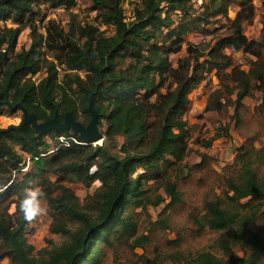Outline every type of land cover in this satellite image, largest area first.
<instances>
[{"label": "trees", "instance_id": "1", "mask_svg": "<svg viewBox=\"0 0 264 264\" xmlns=\"http://www.w3.org/2000/svg\"><path fill=\"white\" fill-rule=\"evenodd\" d=\"M81 1L95 13L94 23L71 11L78 0H0V116L3 109H25L39 122L56 114L62 122L72 113L87 125L94 94L105 136L103 145L93 146L77 144L82 141L72 131L42 135L31 125L0 129V260L104 264L117 248L147 251L151 240L142 231L150 229L174 233L175 239L166 241L165 252L140 256L141 264H264V39L250 40L244 32V23L255 15L254 0H136L131 20L122 7L128 0ZM236 4L232 19L230 8ZM42 6L64 10L67 27L49 20L42 33ZM212 25L218 28L211 30ZM221 27L226 31L215 36ZM27 29L30 47L18 50ZM190 34L212 38L193 44L186 41ZM184 44L187 55L174 67L170 55ZM224 48L246 54L249 71ZM213 73L219 87L204 114L224 116L233 108L231 121L244 143L222 175L205 169L204 156L195 166L202 172L196 177L187 163L192 133L185 117L190 94ZM256 93L262 97L251 113L243 101ZM7 102L23 108L12 110ZM248 114L260 124L251 134L241 125ZM96 182L99 186L84 199L67 185L90 189ZM35 187L53 214L51 233L65 239L38 252L26 237V213L33 210L27 190ZM165 203L153 222L149 209Z\"/></svg>", "mask_w": 264, "mask_h": 264}, {"label": "rangeland", "instance_id": "2", "mask_svg": "<svg viewBox=\"0 0 264 264\" xmlns=\"http://www.w3.org/2000/svg\"><path fill=\"white\" fill-rule=\"evenodd\" d=\"M193 2H197L201 4L200 0H193ZM136 3V0H128L123 4V8L125 10V15L127 19H131L133 16V8L134 4ZM255 5V18H253L252 22L250 24L244 25V32L246 36L250 40L255 41H261L264 39V0H254ZM90 6L87 2H82L81 0H78L77 6L73 8L71 11L78 15L79 20L94 23L95 20V13L89 12ZM239 10V6L233 5L230 8L229 16L233 19L236 16L237 11ZM42 15L46 16V19L42 22L41 25V32L44 33V26H47V22L49 20H57L61 24H59L62 27H67V17L65 14V11L62 9H51L47 6H42ZM177 17L178 15H174ZM42 19H38V23L41 22ZM225 26L224 24H221ZM8 27H14V25L11 22L7 23ZM218 28V25H212L210 27L211 30H216ZM102 30H105V28H101ZM226 31L225 27H221L218 32L215 34L221 35ZM113 34V30L111 29L106 35L110 36ZM204 37L199 34H190L186 41L193 43V44H199L201 43L202 39ZM212 37H207V40H210ZM31 44V32L29 29L25 30L18 42V50H21L22 48L29 49ZM187 44H184L182 47V50L177 54L170 55L171 61L174 65V67H177L178 62L185 58L187 55ZM47 54L51 56L52 54L47 50ZM230 56L234 59L236 64L242 65L243 70L248 71L249 65L246 62V54L243 52H234L232 51V54ZM61 72L63 74V69H61ZM43 77V74L38 75L35 77V80H39ZM84 80H87V75H83ZM219 87V81L215 76V73L211 74L208 79L203 82L196 90H194L189 98L192 102L191 110L185 117V120L188 122V126L191 129V137L189 139V146L191 150V154L187 159V163L190 164V166L199 165L203 161V157L206 156L207 163L205 164V169L207 170H215L217 173L221 174L223 173L226 166H228V162L231 161L230 157L234 155V147L236 146L234 143H229L224 141H220L218 143V140H215V145L220 144L218 146L222 147V150L227 151V157L221 156V159L217 156L214 157L213 150H207V147L205 146V143L203 144L202 141L212 140L215 135L217 134L218 130L223 128L226 124V127L234 126V121H231L232 113L234 114L233 108H229V110L225 113L224 116H221L217 113H207L206 115H203V109L208 102L210 96L213 94V92L218 89ZM249 98L245 101V106L248 110H250L251 113L254 112L256 107L260 104V99L256 98ZM4 116H0V129H7L11 126H19L23 119V113L21 111L16 113H10L7 109H3ZM254 115L253 117H249V114L246 115V117H243L242 126L245 128L247 134H251L260 128L259 119L256 120ZM253 118V119H252ZM252 119V120H251ZM225 123V124H224ZM230 127V128H231ZM102 130V129H101ZM243 130V129H242ZM241 130V131H242ZM239 138L241 139V142L244 143V138L241 136L240 131H238L235 128V131L232 133V139ZM64 140V138H61ZM60 139V140H61ZM48 142L53 145L50 138L47 137ZM65 141V140H64ZM122 140L120 141L121 144ZM104 143V142H103ZM103 143H100L99 145H102ZM214 143V142H213ZM222 143V144H221ZM260 142L256 143V146L260 147ZM98 146V145H96ZM207 152V153H206ZM237 150L235 151L236 154ZM224 153V152H223ZM201 157V159L199 158ZM201 161V162H200ZM223 170V171H222ZM194 175L196 177H199L202 172L199 170H194ZM187 170L183 177L187 176ZM23 175L19 176V179H22ZM55 180V179H53ZM71 189H73L77 195L84 199L86 196L91 195L94 193L95 189L99 186V183L96 182L92 188L87 189L81 184L73 183V184H67ZM216 190L220 193L221 187H216ZM39 192V188L35 187L33 189L27 190V194L30 195L31 200L33 201V215L31 218H29V223L26 231V237L28 239V242L32 244L36 248V252L42 250L43 248H46L48 246L52 247V245L60 246L65 242V239L62 238L60 235H54L50 231V227L53 221V214L48 208L47 202L43 199L37 198V193ZM196 192V191H195ZM167 203L163 204L162 206L158 208H150L149 209V216L153 222H156L158 220V216L160 213L166 208ZM187 211L191 212L193 210V205L188 204L186 207ZM171 215V211H168V215ZM182 215L177 214L175 216ZM143 220H148L147 218H143ZM150 229H146L142 232H144L146 235L150 237L151 243L148 247V250L144 251L140 248L133 249L131 246H127L126 248H120L116 249L115 251L108 254L106 257V260L104 264H141L140 262V256H143L145 253L150 256L153 255L154 252L157 250H160L161 252L166 251V241L170 239H175L174 233H167V236H164L158 232H152L149 231ZM237 257H243V253L240 250H236ZM0 264H9L8 260H0Z\"/></svg>", "mask_w": 264, "mask_h": 264}, {"label": "water", "instance_id": "3", "mask_svg": "<svg viewBox=\"0 0 264 264\" xmlns=\"http://www.w3.org/2000/svg\"><path fill=\"white\" fill-rule=\"evenodd\" d=\"M93 97L94 94L90 96L89 100L88 108L91 114V120L87 125L76 121L72 113H67L64 116V120L62 122L59 120L57 114L51 120L39 122L37 120L36 115L29 114L27 110L23 109V119L21 124L19 126L12 127V129L20 130L24 126L31 125L38 134L42 135L49 134L53 131H72L73 133L79 136V139L82 141L83 144L93 146L99 145L100 141L101 143L105 141V136L102 134L98 126L99 114L93 106ZM6 106L12 110H16L17 108H23L21 104L12 106L8 102L6 103Z\"/></svg>", "mask_w": 264, "mask_h": 264}, {"label": "crops", "instance_id": "4", "mask_svg": "<svg viewBox=\"0 0 264 264\" xmlns=\"http://www.w3.org/2000/svg\"><path fill=\"white\" fill-rule=\"evenodd\" d=\"M255 16V15H254ZM253 18H255V17H253ZM253 20V19H252ZM247 24H250V23H244V25H247ZM205 40H207V38H203L201 41L203 42V41H205ZM218 41H216L214 44H216ZM223 51H224V53L225 54H227V55H230V54H232V51H234V50H232V49H230V48H224L223 49ZM235 52V51H234ZM237 52V51H236ZM239 52H242V51H239ZM248 71H249V69H248ZM247 71V72H248ZM216 76V75H215ZM217 78V77H216ZM256 95H257V97L256 98H259L260 99V101H261V94L260 93H256ZM246 99H249V98H246ZM246 99L243 101L244 102V104H245V101H246ZM206 105H207V102H206V104H205V106H204V109H205V107H206ZM204 109H203V115H206V114H204ZM234 110V109H233ZM211 114V113H210ZM232 115H233V113H232ZM225 124V123H224ZM226 127V124H225V126L223 127V128H225ZM231 126H229V128H228V133H226L225 135H222V137H220L219 139H217L218 140V143H220V141L222 142V141H224L225 140V142H229V143H234L236 146H233L234 147V150L236 151V150H238L242 145H243V141L241 142V139H239V138H236L235 139V142H234V139H232V133L235 131V128H234V126H232L231 128H230ZM208 141H211V140H207L206 142H208ZM205 141H202V143L204 144V143H206ZM222 144V143H221ZM218 145H220V144H217V145H215V141H214V143H212V145L210 146V147H208L207 149H206V151L208 150H213V152H214V154H213V156L214 157H218V158H220L221 159V156H224V154H225V158L224 159H228V157H227V151L226 150H222V147H220V146H218ZM235 151H234V155H232L231 157H230V159H231V161L230 162H228V164L230 165V164H232L233 162H234V158H235V156H236V154H237V152H236V154H235ZM224 152V153H223ZM207 153V152H206ZM200 159H201V157H199ZM202 160V159H201ZM201 162V161H200ZM223 171V170H222Z\"/></svg>", "mask_w": 264, "mask_h": 264}, {"label": "built area", "instance_id": "5", "mask_svg": "<svg viewBox=\"0 0 264 264\" xmlns=\"http://www.w3.org/2000/svg\"><path fill=\"white\" fill-rule=\"evenodd\" d=\"M132 19V18H131ZM131 19H129V20H131ZM61 139V138H60ZM65 140V141H64ZM64 140L63 139H61L60 140V142H61V144H67L68 143V139H66V138H64ZM76 142V141H75ZM77 144H79V145H83V143L82 142H76Z\"/></svg>", "mask_w": 264, "mask_h": 264}, {"label": "clouds", "instance_id": "6", "mask_svg": "<svg viewBox=\"0 0 264 264\" xmlns=\"http://www.w3.org/2000/svg\"><path fill=\"white\" fill-rule=\"evenodd\" d=\"M31 202H32V200L30 199V200H29V203H31ZM32 215H33V211H32L31 209L28 210L27 213H26V216H27L28 218H31Z\"/></svg>", "mask_w": 264, "mask_h": 264}, {"label": "bare ground", "instance_id": "7", "mask_svg": "<svg viewBox=\"0 0 264 264\" xmlns=\"http://www.w3.org/2000/svg\"><path fill=\"white\" fill-rule=\"evenodd\" d=\"M99 143H101V141H100ZM99 143H98V144H99Z\"/></svg>", "mask_w": 264, "mask_h": 264}]
</instances>
